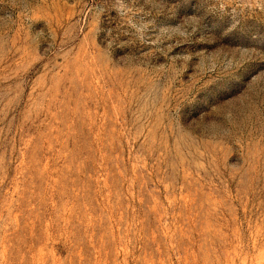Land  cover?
Returning a JSON list of instances; mask_svg holds the SVG:
<instances>
[{
    "label": "rangeland",
    "instance_id": "rangeland-1",
    "mask_svg": "<svg viewBox=\"0 0 264 264\" xmlns=\"http://www.w3.org/2000/svg\"><path fill=\"white\" fill-rule=\"evenodd\" d=\"M0 264H264V0H0Z\"/></svg>",
    "mask_w": 264,
    "mask_h": 264
}]
</instances>
